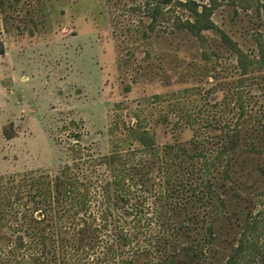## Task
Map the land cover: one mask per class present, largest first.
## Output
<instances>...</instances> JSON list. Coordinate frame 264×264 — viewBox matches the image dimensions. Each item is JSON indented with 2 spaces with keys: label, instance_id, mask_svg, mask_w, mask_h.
<instances>
[{
  "label": "rangeland",
  "instance_id": "374dc122",
  "mask_svg": "<svg viewBox=\"0 0 264 264\" xmlns=\"http://www.w3.org/2000/svg\"><path fill=\"white\" fill-rule=\"evenodd\" d=\"M179 1L0 0V264H30L42 231L58 244L52 183L66 165L107 179L136 165L153 179L154 192L131 187L126 209L138 204L136 214L111 208L118 225L134 221L140 249L152 253L136 264H165L183 245L200 257L183 264L231 255L264 264V0H215L203 39ZM231 136L233 149L221 152ZM180 144L199 155L197 172L213 164L196 179L174 178L160 225L163 156L178 163ZM105 155L116 160L106 165ZM39 214L44 230L32 220ZM182 220L190 224L177 230ZM161 230L172 242L165 252L152 245Z\"/></svg>",
  "mask_w": 264,
  "mask_h": 264
},
{
  "label": "trees",
  "instance_id": "16d2710c",
  "mask_svg": "<svg viewBox=\"0 0 264 264\" xmlns=\"http://www.w3.org/2000/svg\"><path fill=\"white\" fill-rule=\"evenodd\" d=\"M179 3L186 6L194 16L192 21L187 22L188 29L194 35L203 39L202 31L215 26L211 19L212 9L216 6L215 0H212L209 4H200L195 0L179 1ZM199 6H201L200 9ZM221 34L224 39L232 42L230 37L224 32H221ZM237 51L241 62L248 60V56L241 49L237 48ZM2 52L3 46L0 41V53ZM139 134L143 137L142 140L145 145H153V139L146 131H141ZM234 138L235 136H231L228 145L226 143L222 147L221 152L233 149L235 145ZM190 143L192 147L196 144H192V141ZM167 147L171 149L176 147V145ZM177 149L176 157H178V163L176 159L169 158V154L166 156L165 153L163 156L162 174L158 181L160 189L155 194L156 213L160 225L163 224L159 218L162 212V202L170 200L167 187L170 183L175 182L174 178L180 179L179 181L176 179V184L182 182V175V178L196 179V175L197 178L198 176L200 177L199 174L207 171L209 166L213 164V162L205 160L206 167L199 173L197 172V170L200 171L201 169V163L198 161L200 159L199 155L195 151L189 152L187 146L182 144L178 145ZM103 158V161L109 166L116 160L114 155H105ZM183 162H186V164L182 165ZM198 163L199 166L196 169V164ZM179 165L182 166L179 167ZM142 171L136 165H132L130 168L126 167L122 172L107 179L106 177H96L93 174L89 178V175L85 173L84 177H82L74 173L70 165L63 167L52 183L53 199L51 204L57 203L60 205V211L58 210V215H56V225H54L59 229L58 244L55 241V236L57 235H52L53 232L42 231L38 235H34L32 237L34 240L31 244H37L40 249L30 253V264H107L110 260H118L119 258L123 264H136V261L143 256V252H148L152 255L150 250L140 249L139 235L135 233L134 228L137 229V227L134 221H132V226H129L132 228L127 229V219H123V224L118 225L116 222H120V220L112 218V206H115V208L121 207L122 214H136L140 210L138 204L134 206V209L133 207L130 210L126 209L130 196L135 195V192L131 193V187H138L140 191L154 192L153 179L149 175L142 174ZM139 172H141V178L137 179ZM144 173H146V170H144ZM206 181L209 182L210 180L207 179ZM128 182H130V186H128ZM138 197L140 196L138 195ZM114 198H117V201H113ZM118 200L122 201V204ZM47 202L50 205L48 200ZM233 209L236 210V205H234ZM42 215H45V213H42ZM47 219H42L41 214L32 217V220L36 221V223L44 222L42 230L50 226L49 221L45 223ZM189 224V221L186 223V221L182 220L177 225V230H184L186 227L188 228ZM139 232V229H137L138 234ZM158 232L159 234H155L152 243L153 248L155 251H160L163 245L162 252H165L167 247H171L172 242H169L170 240L167 236L162 237V230ZM17 243L19 246H24L22 235L17 236ZM127 245H131L130 249H127ZM175 247L177 250L178 245ZM178 255L180 257L183 256L181 264L186 261L193 263L200 260L198 252L193 250L190 245H183ZM180 257L177 258L173 254L165 255L164 262L165 264H178ZM223 264H237L235 255L229 256Z\"/></svg>",
  "mask_w": 264,
  "mask_h": 264
}]
</instances>
